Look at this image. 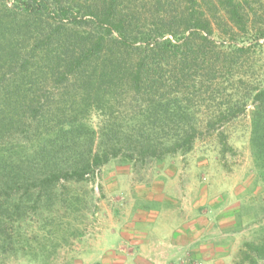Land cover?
I'll return each instance as SVG.
<instances>
[{"label":"trees","instance_id":"16d2710c","mask_svg":"<svg viewBox=\"0 0 264 264\" xmlns=\"http://www.w3.org/2000/svg\"><path fill=\"white\" fill-rule=\"evenodd\" d=\"M263 51L264 0H0V224L12 193L189 151L250 103L264 184ZM261 262L264 235L234 264Z\"/></svg>","mask_w":264,"mask_h":264},{"label":"rangeland","instance_id":"374dc122","mask_svg":"<svg viewBox=\"0 0 264 264\" xmlns=\"http://www.w3.org/2000/svg\"><path fill=\"white\" fill-rule=\"evenodd\" d=\"M251 66L264 78V51L256 52ZM212 95L204 96L205 106L217 101ZM252 108L248 104L189 151L161 161L118 156L85 180L60 181L43 193H12L9 217L0 224L6 232L0 234V264H93L117 239L113 232L148 206L154 211L145 210L140 220L155 216L162 224L191 229L190 234H146L154 242L155 264H234L245 242L264 235L259 234L264 184L250 153ZM98 120L89 116L94 125ZM24 142L19 130L10 137V144ZM187 236L189 246L178 247Z\"/></svg>","mask_w":264,"mask_h":264},{"label":"crops","instance_id":"0c3cea01","mask_svg":"<svg viewBox=\"0 0 264 264\" xmlns=\"http://www.w3.org/2000/svg\"><path fill=\"white\" fill-rule=\"evenodd\" d=\"M142 208L143 211L138 212L139 214L136 218L131 222H126L122 227L113 232V238L116 234L117 239L112 243L109 242L106 247L100 250L101 252L99 251L102 257L94 261L93 264H155L154 242L151 241L150 237L148 241L146 234L175 235L185 234V232L186 234H190L191 229H180L174 223L162 224L155 216L152 219H146V222L143 220L144 218L140 220L138 217L139 215H145V210L154 211L149 206ZM157 210L155 209V211ZM132 234H136L139 237L136 235L137 238L132 237ZM139 234H144V237H141ZM181 242L184 243H180L178 247L183 248L185 244L189 246L190 239L187 236L186 242L185 240ZM196 243H198V240H196ZM172 244L175 246V239L172 240ZM86 264H90V262L88 261Z\"/></svg>","mask_w":264,"mask_h":264}]
</instances>
